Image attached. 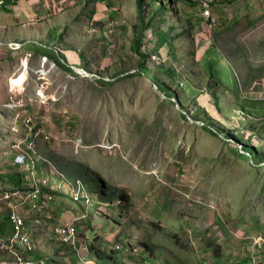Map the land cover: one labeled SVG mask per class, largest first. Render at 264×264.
Segmentation results:
<instances>
[{
	"label": "rangeland",
	"instance_id": "1",
	"mask_svg": "<svg viewBox=\"0 0 264 264\" xmlns=\"http://www.w3.org/2000/svg\"><path fill=\"white\" fill-rule=\"evenodd\" d=\"M144 4L141 43V21L117 13L125 23L88 35L82 66L24 48L51 39L32 33L33 25L26 34L0 28V174L11 173L17 149L34 142L35 160L49 164L36 178L50 180L44 193L52 195L32 208L0 181V214L22 218L0 237V264H202L204 257L264 264V90L246 82L250 72L264 84V8L234 23L225 44L214 35L221 56L210 69L187 28L196 8L171 0L159 15L152 0ZM0 22L8 25L6 17ZM155 28L169 33L175 55L169 46L152 52ZM61 32L51 35L63 49L68 26ZM170 64L178 71L172 81L159 69ZM78 180L90 196L82 204L69 195ZM123 193L128 201L120 205ZM68 225L74 230L66 234Z\"/></svg>",
	"mask_w": 264,
	"mask_h": 264
},
{
	"label": "crops",
	"instance_id": "2",
	"mask_svg": "<svg viewBox=\"0 0 264 264\" xmlns=\"http://www.w3.org/2000/svg\"><path fill=\"white\" fill-rule=\"evenodd\" d=\"M185 1L189 2L190 0ZM209 1L212 17L216 22L215 26H211L209 24L210 19L203 16L201 6L198 4L197 6L192 5L190 1L191 7L196 8V11L192 12L191 18L189 17L188 27V31H191V33L189 32L190 36L194 39L196 50L200 49L199 57H202L208 64L216 63V60H219L218 57L221 56L216 52V50L218 51V45L216 44L217 47L214 45L215 43L212 40L214 35L220 38V44H225L224 37L231 31L234 23H240L241 18L246 21L245 23H247L248 17L257 18L261 9L264 8V0ZM188 8H190V5ZM127 11H130V15H133V17L138 18L137 0H0V16L6 17V23H8V25H3L0 22V28L8 26L9 29L13 30H11L12 32L26 34L27 32H24L25 27L33 25L32 33L38 37L47 34L51 39L49 41L35 40L36 45L34 47L25 42L22 44L25 45L24 48L28 50L33 47L30 49L32 52L35 53L36 51V54L44 53L54 59L55 56L61 53L66 57L69 66H72L73 63L82 66L86 63L87 58L85 52H83V47L86 45L85 43H88V35L92 36L96 31L107 28L112 29L116 24L125 23L123 22L125 20L117 17V13L129 14ZM48 14L51 17H48ZM224 19L227 21L225 26L222 24ZM66 26H68V33L66 32L67 34L63 36L61 34L60 38L64 39L60 44L63 43L66 46L61 49L58 41L52 37L51 31L53 30L54 35H56L57 31L60 33ZM4 41L3 43L10 42L7 39ZM41 44L45 46H41ZM191 50V44H188V53L191 54ZM175 53L172 52L171 55L173 56ZM210 53L213 54L212 57ZM212 68H215V65ZM241 79L243 80V78ZM258 82L261 81L256 80L250 89L263 91L264 84L259 85ZM241 83H239V86L241 94L244 95ZM254 99L258 100L260 98L254 96Z\"/></svg>",
	"mask_w": 264,
	"mask_h": 264
},
{
	"label": "trees",
	"instance_id": "3",
	"mask_svg": "<svg viewBox=\"0 0 264 264\" xmlns=\"http://www.w3.org/2000/svg\"><path fill=\"white\" fill-rule=\"evenodd\" d=\"M191 2H192V5H196L197 6V4L199 5V3L198 2H194V1H192V0H190ZM189 1V2H190ZM137 2H138V19L141 21L140 22V25L142 26V31L140 32V33H138V37H137V44H140L141 43V41H142V37H143V35L145 34V30L147 31V27H148V25H147V21H143V18L145 17V12H146V6H145V4H144V0H137ZM175 2H176V0H175ZM188 1H185V4H188V5H190V3H189ZM152 3L155 5H158V8H157V12L159 13V15L160 14H163L164 15V13H165V6H166V4H168V6H170L171 4H170V0H167V2L164 4H162V3H160L159 1H157V0H152ZM152 4V5H153ZM4 7V6H3ZM154 14L152 15V20H151V23H152V21H153V19H154ZM222 24H223V26H225L226 24H227V21L224 19L223 20V22H222ZM188 28V27H187ZM175 29V28H174ZM152 33L154 34V35H156V40H155V42H154V44H153V46H152V52H154L155 54H157L158 53V51L161 49V48H163V47H165V46H169V48H170V50H172V52H174L173 50H174V47H173V42H172V40H171V37H170V35H169V33H167L165 30H163V29H158V28H155V29H152ZM181 35H183V30H181L180 32H179ZM27 46V45H26ZM31 48H33V47H30V49ZM136 49H137V47H136ZM138 51V50H137ZM36 52V51H35ZM138 55L140 56V58H141V61H140V68L141 69H144V65H145V61L147 60V56L144 54V53H138ZM59 58L60 59H65V56L63 55V54H61V53H59L56 57H55V59L57 60L58 59V61L60 62V60H59ZM214 63H210L209 64V67L212 69V67H214ZM68 69H72L71 67H68ZM159 69H161L162 70V72L164 73V75L166 76V77H169L170 78V80L172 81V80H174L175 79V76H176V74H177V70H176V68L172 65V64H170V65H168V66H165V65H162V66H160V68ZM248 77V79L246 80V82L250 85L251 83H253L254 81H256L259 77H257V78H251V76H250V72L247 74V76H246V78ZM154 83L157 85V87L162 91V92H164V94H166V95H170V96H172L173 98H177L178 99V97H177V95H176V92L175 91H173L166 83H165V81L164 80H160V79H156L155 81H154ZM183 108V107H182ZM181 116L184 118V119H187L189 116L188 115H186L184 112L183 113H181ZM192 118L193 119H195V120H200V118H199V116L198 115H192ZM205 126V129H209V128H212V129H214L216 132H219V130H217V128L215 127V126H213V125H210V124H208V123H205L204 124ZM213 131V130H212ZM247 145V144H246ZM243 150H244V148H242ZM14 155H15V152L13 151V153H12V156L14 157ZM43 163L44 162H39V161H36L35 162V164H34V170L35 171H37V172H40L39 170V166L41 165H43ZM12 165H13V167H14V169H12V172L11 173H8V172H5V173H3V174H0V181H1V183L2 184H6V185H10V186H12V187H14L15 189H19L20 190V192L21 193H24V192H26L27 190H30V188H28L26 185H25V180H24V177H25V172L24 171H22V170H20V171H16L17 170V168H16V165H14L13 163H12ZM49 166V164H47V163H44V167L46 168V167H48ZM41 173H45V172H42L41 171ZM54 173V172H53ZM28 188V189H27ZM27 189V190H26ZM122 198H123V200L121 201V204L120 205H123V202L125 201H128V197L123 193L122 194ZM12 231H14V226H13V222H12V220H11V217H10V215H9V213H7V212H3V213H1L0 214V237H3V238H6V237H8V235L11 233L12 234ZM6 239H8V238H6ZM5 239V240H6ZM3 241V240H2ZM29 251H31V250H29ZM29 251H27L28 252V254L29 253H31V252H29ZM35 253H31L29 256H30V258L32 259V260H35L34 262H36V257H35ZM211 256H212V258H214V254H211ZM40 257H41V255H40ZM42 258V257H41ZM244 260H242V263L244 264V262H243Z\"/></svg>",
	"mask_w": 264,
	"mask_h": 264
},
{
	"label": "built area",
	"instance_id": "4",
	"mask_svg": "<svg viewBox=\"0 0 264 264\" xmlns=\"http://www.w3.org/2000/svg\"><path fill=\"white\" fill-rule=\"evenodd\" d=\"M199 3V5L202 8V13L203 16H205L207 19H210L209 24L211 26H215L216 22L215 19L212 17V11H211V6H210V1L209 0H193ZM47 56V55H46ZM46 56H43V60H47L48 58ZM30 121V118L25 117L22 122H24L25 126L28 128L27 134H30L31 132H33L32 130V126L31 124H29L28 122ZM17 120H15L14 122V130L17 131L18 129L17 127ZM29 141H34L33 139H30ZM28 141V142H29ZM18 144V142H17ZM27 144H22V146H25ZM30 148L28 146L23 147V150L17 149L18 153L14 158V163L18 164L22 169H25L28 171L27 175L25 176L26 181H28L26 183V186L28 188H30V191L27 193H21L19 189H16L17 193L20 192V196H24L23 198V204L28 205L30 204L32 208H39V203L43 204L46 201L43 200L44 198L47 200H50L52 195L48 194V193H44V189L50 188V180H48L47 178H44L42 181H39L36 178L35 175V171L34 170V164L37 160H35V157L37 156L38 152L35 149V143H31L30 144ZM18 146V145H17ZM62 183L57 184L54 189L57 188H61L62 187ZM46 187V188H45ZM27 188V189H28ZM26 189V190H27ZM70 194L71 196L75 199V200H87V194H86V190L85 187L82 183V181H76L75 182V187H72L70 190ZM14 197L13 195H9V197ZM17 213H13L12 215H10L12 222H22V218L19 216ZM18 226V225H17ZM70 225L68 226H62V230L64 233L69 234L67 232V230H74L73 227L68 228Z\"/></svg>",
	"mask_w": 264,
	"mask_h": 264
},
{
	"label": "clouds",
	"instance_id": "5",
	"mask_svg": "<svg viewBox=\"0 0 264 264\" xmlns=\"http://www.w3.org/2000/svg\"><path fill=\"white\" fill-rule=\"evenodd\" d=\"M13 164L16 165V166H17V170L20 171L19 168H18L19 165H18V164H15V163H14V160H13ZM21 170H23V169H21ZM24 170H25V169H24ZM25 171H26V175H27L28 171H27V170H25ZM26 175H25V176H26ZM25 180H26V179H25ZM70 183H71V182H70ZM70 183H69V184H70ZM69 188H70V186H69ZM70 190H71V188H70ZM70 190H69V195L71 196V194H70ZM85 190L88 191L86 184H85ZM13 198H15V197H13ZM71 198L75 201V199H74L72 196H71ZM89 199H90V196L87 194V200H78V201H76V202H77V203H78V202H79V203L81 202V204H82V203H84V202H87ZM117 246H119V245H117ZM204 258H205V259L202 260V264H204V263L209 264L208 260H210V259H208L207 257H204ZM206 258H207L208 260H206Z\"/></svg>",
	"mask_w": 264,
	"mask_h": 264
},
{
	"label": "bare ground",
	"instance_id": "6",
	"mask_svg": "<svg viewBox=\"0 0 264 264\" xmlns=\"http://www.w3.org/2000/svg\"><path fill=\"white\" fill-rule=\"evenodd\" d=\"M30 190H27L25 193L29 192Z\"/></svg>",
	"mask_w": 264,
	"mask_h": 264
}]
</instances>
